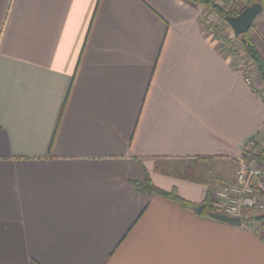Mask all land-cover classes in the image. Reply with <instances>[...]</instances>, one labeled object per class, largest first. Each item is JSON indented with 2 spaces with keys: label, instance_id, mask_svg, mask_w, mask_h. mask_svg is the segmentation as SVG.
Returning a JSON list of instances; mask_svg holds the SVG:
<instances>
[{
  "label": "crops",
  "instance_id": "crops-1",
  "mask_svg": "<svg viewBox=\"0 0 264 264\" xmlns=\"http://www.w3.org/2000/svg\"><path fill=\"white\" fill-rule=\"evenodd\" d=\"M205 11L0 0V264H264L262 234L136 187L147 173L201 204L208 184L170 164L235 165L263 141L262 81L253 67L245 82ZM250 36L264 58V8Z\"/></svg>",
  "mask_w": 264,
  "mask_h": 264
},
{
  "label": "built area",
  "instance_id": "built-area-1",
  "mask_svg": "<svg viewBox=\"0 0 264 264\" xmlns=\"http://www.w3.org/2000/svg\"><path fill=\"white\" fill-rule=\"evenodd\" d=\"M207 28L212 33V28ZM229 57L243 72L245 82L251 84L245 61L233 54ZM263 149L264 143L255 138L247 142L244 152L236 160L233 179L215 186L211 207L217 214L239 217L241 225L264 237V153L260 160L255 157Z\"/></svg>",
  "mask_w": 264,
  "mask_h": 264
},
{
  "label": "trees",
  "instance_id": "trees-1",
  "mask_svg": "<svg viewBox=\"0 0 264 264\" xmlns=\"http://www.w3.org/2000/svg\"><path fill=\"white\" fill-rule=\"evenodd\" d=\"M193 2H197L205 6L211 12H214L222 21L225 23L226 16H236L238 15L245 7L253 4L258 3V0H247L244 5H242L239 9V0H231L232 5L228 10H226L222 5L216 3L214 0H191ZM225 3H228L230 0H223ZM226 24V23H225ZM212 35L215 39L221 40V47L223 53L226 55L233 54L239 57V51L243 53V55L247 56L251 62V65L255 68L262 84L264 86V58L261 56L260 52L258 51L257 47L255 46L251 36H250V29L239 36H234L231 38L223 36L224 29L220 26L212 27ZM239 46L240 50H236ZM253 91L260 99L264 102V97L262 96L263 90H257L255 87L252 86ZM264 142V133L262 135ZM264 153V149L260 151L259 155H255L257 160L262 158ZM211 158L205 157H196L187 160H180L178 163H175L173 167L170 168V172L168 174L174 175L175 177L193 181V182H203L208 184V191L206 194V198L201 203L204 205V208L201 214L207 215L209 212H212L213 209L211 207V196L214 190L212 187L213 183L211 180L217 178V185L231 181L228 176H215L204 178L205 170H203L204 164L208 161H211ZM237 163H235L236 165ZM163 171V169H162ZM165 173V170H164ZM234 176V175H233ZM215 183V184H216ZM136 187L144 190L146 192H152L161 196L168 197L172 201L178 203L181 207L185 209H194L199 204H192L184 199L180 198L176 191L173 189L170 192H166L164 190L159 189L158 187L154 186L151 182L150 178L148 177L147 173H145L144 180L142 182L136 183ZM252 220V219H250Z\"/></svg>",
  "mask_w": 264,
  "mask_h": 264
},
{
  "label": "rangeland",
  "instance_id": "rangeland-1",
  "mask_svg": "<svg viewBox=\"0 0 264 264\" xmlns=\"http://www.w3.org/2000/svg\"><path fill=\"white\" fill-rule=\"evenodd\" d=\"M216 3L222 5L226 10H228L230 8V6L232 5V1L230 0L228 3H225L223 0H214ZM247 0H239V6L238 9L244 5L246 3ZM259 4L262 6V8H264V0H258ZM205 7V6H204ZM206 8V7H205ZM204 20L206 21V24L209 28H212L215 26H220L224 29L223 32V36L231 38L233 37V32L230 29V27L228 26V24L224 23L222 21V19H220L214 12H211L209 9L206 8L205 14L203 15ZM213 29V28H212ZM236 50H240L239 46L237 47ZM239 58H241L242 60L245 61L247 68L249 70V75H251V70L253 69V66L251 65V62L249 60V58L245 55H243V53L241 51H239ZM172 164V163H171ZM170 164V166H171ZM169 166V167H170ZM218 166V170H216ZM169 167L167 168L168 170ZM203 170H205V175L204 178H208L209 177H213V175L215 176H228L230 173H234L236 165H233L231 162L226 161V160H211L208 161L204 164ZM214 178V177H213ZM212 182H214L213 184L216 183L217 178H214L211 180Z\"/></svg>",
  "mask_w": 264,
  "mask_h": 264
},
{
  "label": "water",
  "instance_id": "water-1",
  "mask_svg": "<svg viewBox=\"0 0 264 264\" xmlns=\"http://www.w3.org/2000/svg\"><path fill=\"white\" fill-rule=\"evenodd\" d=\"M263 8L259 3H253L245 7L238 15L236 16H226L225 22L228 24L230 29L233 32L234 36H239L246 33L251 27L256 19V17L262 12ZM204 208L203 204H199L194 208V211L198 214L202 212ZM208 215L216 220L235 225L241 226L242 221L239 217H231L227 215L217 214L215 212H209Z\"/></svg>",
  "mask_w": 264,
  "mask_h": 264
}]
</instances>
